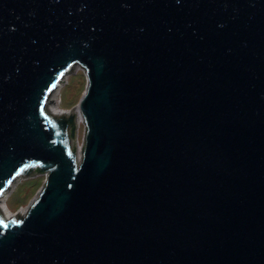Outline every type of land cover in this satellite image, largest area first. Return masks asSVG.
<instances>
[{
	"label": "water",
	"instance_id": "95a60500",
	"mask_svg": "<svg viewBox=\"0 0 264 264\" xmlns=\"http://www.w3.org/2000/svg\"><path fill=\"white\" fill-rule=\"evenodd\" d=\"M37 174L0 264H264V0H0V197Z\"/></svg>",
	"mask_w": 264,
	"mask_h": 264
},
{
	"label": "rangeland",
	"instance_id": "374dc122",
	"mask_svg": "<svg viewBox=\"0 0 264 264\" xmlns=\"http://www.w3.org/2000/svg\"><path fill=\"white\" fill-rule=\"evenodd\" d=\"M85 85L86 77L82 69L70 73L67 76L65 83L57 91L58 94L55 96V99L52 101L48 99L47 107H51L54 102L57 104L58 109L60 108L61 111L67 112V110L76 106L84 91ZM51 114L54 113L51 112ZM78 124L77 143L79 144L82 138L83 125L81 122ZM17 180L18 181H15V183L11 186L10 189L12 190H8L10 193L5 200L7 207L16 213H18L20 209L27 208L28 204L41 188L44 176L42 174H37L31 177H20Z\"/></svg>",
	"mask_w": 264,
	"mask_h": 264
},
{
	"label": "bare ground",
	"instance_id": "6f19581e",
	"mask_svg": "<svg viewBox=\"0 0 264 264\" xmlns=\"http://www.w3.org/2000/svg\"><path fill=\"white\" fill-rule=\"evenodd\" d=\"M75 67H79L78 65H76ZM59 90V86L56 88V89H54L50 94H49V97H48V99H50V101H52V100H54L55 99V96L58 94L57 93V91ZM48 101V100H47ZM48 109V112L49 113H54V114H52V115H57V114H66L67 112L65 111H61V109L59 110L58 109V106H57V104L56 103H54L53 102V104H52V106L51 107H47ZM58 109V110H57ZM81 118V116H80V113H79V111H78V120H77V122H80V119ZM15 183V181H13V183L11 184V186L13 185ZM11 186L9 187V189L11 188ZM8 189V190H9ZM6 193L4 194V195H2L1 197H0V210H1V212L3 213V215H5V217H12V216H15L16 214H19V215H23L26 211H27V208H23V209H20L19 211H18V213H16V212H14V211H12V210H10L8 207H7V205H6ZM5 196V197H4Z\"/></svg>",
	"mask_w": 264,
	"mask_h": 264
},
{
	"label": "built area",
	"instance_id": "2783aa9c",
	"mask_svg": "<svg viewBox=\"0 0 264 264\" xmlns=\"http://www.w3.org/2000/svg\"><path fill=\"white\" fill-rule=\"evenodd\" d=\"M79 69H81L80 67H73L72 69H71V71L64 77V80L61 82V83H59V89H60V87L65 83V81H66V78H67V76L70 74V73H73V72H76L77 70H79ZM63 110V109H62ZM18 179V178H17ZM15 180V181H18V180ZM12 189H10V191H11ZM10 191H7L6 192V198L8 197V194L10 193Z\"/></svg>",
	"mask_w": 264,
	"mask_h": 264
},
{
	"label": "snow or ice",
	"instance_id": "6c2138e0",
	"mask_svg": "<svg viewBox=\"0 0 264 264\" xmlns=\"http://www.w3.org/2000/svg\"><path fill=\"white\" fill-rule=\"evenodd\" d=\"M3 222L2 221H0V224H2ZM5 227H7V225H5Z\"/></svg>",
	"mask_w": 264,
	"mask_h": 264
}]
</instances>
